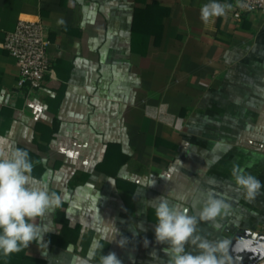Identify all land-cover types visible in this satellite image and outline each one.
Wrapping results in <instances>:
<instances>
[{
    "label": "crops",
    "instance_id": "1",
    "mask_svg": "<svg viewBox=\"0 0 264 264\" xmlns=\"http://www.w3.org/2000/svg\"><path fill=\"white\" fill-rule=\"evenodd\" d=\"M206 2L0 0V136L44 161L33 175L63 200L25 248L29 264H83L94 240L122 264H164L149 201L194 215L209 191L230 210L201 235L228 241L231 264L264 245V187L246 199L231 175L235 162L264 185V16L228 10L205 24ZM19 19L49 41L37 89L18 86L2 45Z\"/></svg>",
    "mask_w": 264,
    "mask_h": 264
},
{
    "label": "clouds",
    "instance_id": "2",
    "mask_svg": "<svg viewBox=\"0 0 264 264\" xmlns=\"http://www.w3.org/2000/svg\"><path fill=\"white\" fill-rule=\"evenodd\" d=\"M237 5L244 6L241 0H237ZM232 7L231 3L208 0L201 6L200 19L207 24L214 18L225 16ZM59 23L64 25L65 21ZM37 163L43 164L44 161H34L27 150L10 147L7 138L0 136V254L5 257L21 252L32 242H41L43 234L51 230L47 227L49 217L63 203L62 196L50 189V177L33 175ZM231 175L237 190L246 199H253L264 187L238 163H233ZM204 197L194 215L182 210L168 196L149 201L157 221L154 229L156 242L168 245L163 249L168 257L164 264H231L228 241L209 240L198 230L201 221L212 222L219 228L218 218L223 219L229 213L230 205L211 191ZM138 227L143 229L142 224ZM121 241L122 246L124 241ZM103 247V243L94 240L83 264L95 259L97 252L100 254L98 264H122L114 252L103 255ZM151 256L152 260L160 259L155 252Z\"/></svg>",
    "mask_w": 264,
    "mask_h": 264
},
{
    "label": "built area",
    "instance_id": "3",
    "mask_svg": "<svg viewBox=\"0 0 264 264\" xmlns=\"http://www.w3.org/2000/svg\"><path fill=\"white\" fill-rule=\"evenodd\" d=\"M230 3L233 5L230 13L235 21L250 11L264 16V0H241L243 7L237 5V0H231ZM2 45L15 60L18 86L40 88L44 78L51 72L47 54L49 41L43 25L39 21L19 19L13 29L5 33ZM258 264H264V258Z\"/></svg>",
    "mask_w": 264,
    "mask_h": 264
},
{
    "label": "trees",
    "instance_id": "4",
    "mask_svg": "<svg viewBox=\"0 0 264 264\" xmlns=\"http://www.w3.org/2000/svg\"><path fill=\"white\" fill-rule=\"evenodd\" d=\"M25 249H23L19 253L11 254L8 257L3 256L0 254V259L6 260V261H12L13 263L17 264H29V262L32 260L30 256L25 255Z\"/></svg>",
    "mask_w": 264,
    "mask_h": 264
},
{
    "label": "water",
    "instance_id": "5",
    "mask_svg": "<svg viewBox=\"0 0 264 264\" xmlns=\"http://www.w3.org/2000/svg\"><path fill=\"white\" fill-rule=\"evenodd\" d=\"M258 238L264 242L263 235H259ZM262 258H264V245H262L260 250L255 255H253L248 261H246L244 264H255Z\"/></svg>",
    "mask_w": 264,
    "mask_h": 264
}]
</instances>
